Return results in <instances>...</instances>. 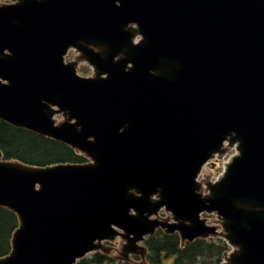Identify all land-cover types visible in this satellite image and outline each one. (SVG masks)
I'll return each instance as SVG.
<instances>
[{"label": "water", "instance_id": "obj_1", "mask_svg": "<svg viewBox=\"0 0 264 264\" xmlns=\"http://www.w3.org/2000/svg\"><path fill=\"white\" fill-rule=\"evenodd\" d=\"M0 118L90 158L44 168L0 150V205L21 220L0 264H76L119 236L121 256L147 255L159 228L264 264V0L0 1Z\"/></svg>", "mask_w": 264, "mask_h": 264}, {"label": "trees", "instance_id": "obj_2", "mask_svg": "<svg viewBox=\"0 0 264 264\" xmlns=\"http://www.w3.org/2000/svg\"><path fill=\"white\" fill-rule=\"evenodd\" d=\"M0 150L3 160L17 161L37 167L62 164H83L90 161L87 154L71 145L42 135L23 126H16L0 118ZM21 226L19 214L8 206L0 205V258L11 254L14 239ZM147 256L145 264H163L172 257L171 264H224L230 250L226 240L209 237L183 241L180 234L159 229L145 240ZM138 259L139 257L136 256ZM76 264H135L118 261L99 250L83 257Z\"/></svg>", "mask_w": 264, "mask_h": 264}, {"label": "rangeland", "instance_id": "obj_3", "mask_svg": "<svg viewBox=\"0 0 264 264\" xmlns=\"http://www.w3.org/2000/svg\"><path fill=\"white\" fill-rule=\"evenodd\" d=\"M0 1L10 3L14 0H0ZM78 65L79 66L76 67V69H77V73L79 75L85 76V77L94 76V74L96 72L95 67L93 65H91V63L89 62L88 59L80 60L78 62ZM54 120H56L57 124H60V120H69V118H68V115L66 112L60 111V112L54 114ZM236 153H237L236 148L234 146H229L227 144L225 153H221V154L217 155L215 157V159H212L203 168L202 176H203V183L205 186H206V182L208 181V178L216 180L217 178H219L223 175V173L225 172L226 164L228 163V161H230V159ZM203 215L208 217L210 224L218 225V230L220 232L226 231L223 224H222V220H220V218L216 214L204 213ZM161 216H167V213L162 211ZM210 237L224 238V236H220V235H215V236H210ZM104 242L108 247L113 246L111 252H107V251H105V252L108 253L109 255H111V257L116 258L118 261L128 260V261L135 263V264H145L146 263V256L147 255L140 253V252H137V251L131 252V258L121 256L122 253L124 252L123 242H128L127 239L119 236L113 240L104 241ZM139 245L146 248L145 241L140 242ZM229 246H230V244H229ZM232 250H233V247L230 246V250L228 252H230ZM93 253L94 252L89 253L87 256H90ZM136 256H138L139 259ZM226 259L227 258L224 257L225 264L227 263ZM172 262H173V258L169 257V258L164 259L163 264H171Z\"/></svg>", "mask_w": 264, "mask_h": 264}, {"label": "flooded vegetation", "instance_id": "obj_4", "mask_svg": "<svg viewBox=\"0 0 264 264\" xmlns=\"http://www.w3.org/2000/svg\"><path fill=\"white\" fill-rule=\"evenodd\" d=\"M85 41H90V42H85ZM87 43V44H86ZM90 43H95V41H92V40H89V39H83V40H81L80 41V44L82 45V46H84L85 48H92V47H90V46H88ZM86 44V45H85ZM99 44H101V43H99ZM103 45V44H102ZM96 50V49H95ZM130 50V48H128V49H125V50H123L121 53H124V56L125 57H128V51ZM100 53L102 54V56L104 57V58H106V56L108 55V52H106V49H105V51H100ZM121 58L119 57V56H117L116 57V61H118V60H120ZM215 159V158H214ZM201 174H202V172H201ZM201 174H200V176H199V182L202 184L203 183V180L200 178L201 177ZM214 196H215V194H214ZM167 215L168 216H170V213H167ZM159 229H162V230H164V231H166L165 229H163V228H159ZM158 229V230H159ZM157 230V231H158ZM178 233V232H177ZM179 234V233H178Z\"/></svg>", "mask_w": 264, "mask_h": 264}, {"label": "built area", "instance_id": "obj_5", "mask_svg": "<svg viewBox=\"0 0 264 264\" xmlns=\"http://www.w3.org/2000/svg\"><path fill=\"white\" fill-rule=\"evenodd\" d=\"M229 162V161H228ZM224 264H225V262H224Z\"/></svg>", "mask_w": 264, "mask_h": 264}]
</instances>
